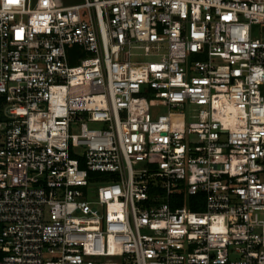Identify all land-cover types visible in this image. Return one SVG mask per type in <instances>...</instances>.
Listing matches in <instances>:
<instances>
[{
    "label": "built area",
    "instance_id": "2783aa9c",
    "mask_svg": "<svg viewBox=\"0 0 264 264\" xmlns=\"http://www.w3.org/2000/svg\"><path fill=\"white\" fill-rule=\"evenodd\" d=\"M0 264H264V0H0Z\"/></svg>",
    "mask_w": 264,
    "mask_h": 264
},
{
    "label": "rangeland",
    "instance_id": "374dc122",
    "mask_svg": "<svg viewBox=\"0 0 264 264\" xmlns=\"http://www.w3.org/2000/svg\"><path fill=\"white\" fill-rule=\"evenodd\" d=\"M85 0H63L64 4H74V3H82ZM255 32H259L262 30L261 27L255 26L254 27ZM132 55H131V61L134 63H142V62H148V61H155L158 60L160 55H151L147 56L144 54L143 50L137 49V48H132L131 49ZM68 55H69V63L70 65H75L77 64L80 59L89 56V54L85 51H83L82 48L78 46H73V47H68ZM166 113L165 108H158L155 111V115L157 114H162ZM95 127H99L100 125H94ZM73 133H80V127L79 126H74Z\"/></svg>",
    "mask_w": 264,
    "mask_h": 264
}]
</instances>
